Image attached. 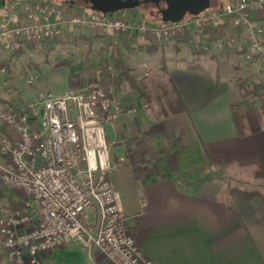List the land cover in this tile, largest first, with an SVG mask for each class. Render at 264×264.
Returning <instances> with one entry per match:
<instances>
[{
	"label": "built area",
	"instance_id": "obj_1",
	"mask_svg": "<svg viewBox=\"0 0 264 264\" xmlns=\"http://www.w3.org/2000/svg\"><path fill=\"white\" fill-rule=\"evenodd\" d=\"M71 5L19 0L0 5V49L12 54L74 32L106 34V52L142 32L157 33L174 44L181 37L211 52L242 51L245 60H264V0H232L180 21H131L123 16ZM221 26L210 40L206 26ZM15 60V59H14ZM264 97L262 64L256 66ZM113 66L94 67L78 90H38L23 105L0 103V181L24 192L21 207L0 205V253L12 264H39L42 253L68 245L85 251L87 264H156L144 256L122 214L111 169L106 124L136 107L121 98L109 80ZM8 65L0 59V76ZM36 74L25 75L28 88ZM95 210L93 221L86 212Z\"/></svg>",
	"mask_w": 264,
	"mask_h": 264
},
{
	"label": "crops",
	"instance_id": "obj_2",
	"mask_svg": "<svg viewBox=\"0 0 264 264\" xmlns=\"http://www.w3.org/2000/svg\"><path fill=\"white\" fill-rule=\"evenodd\" d=\"M210 27L215 28L216 33H209L204 27V41L222 31L220 25ZM104 35L98 37L103 40L109 37ZM176 40L186 42L181 37ZM135 43L139 48H134ZM168 43L171 44L157 33L142 32L125 40L123 46L128 50L126 54L119 53L137 71L144 63L138 62L134 54L140 53L142 47L147 48L148 53L160 52L163 59L159 67L163 70V79L167 77L163 85L160 83L161 93L175 99L179 96L185 106L183 112L172 114L163 102L158 111L150 107L152 99L145 100L126 84L117 91L121 98L136 107L135 112L124 113L113 124L105 126L111 163L107 176L119 194L120 190H125L134 199L129 206L121 203L122 214L140 252L156 264H264L263 201L258 197L245 199L237 192L222 196L206 187L187 189L179 186L178 176L187 164L203 163L213 168L225 165V168L249 171L264 168V131L245 136L238 134L229 106L231 100L237 98V89L231 87L228 74L221 73V57L214 58L211 51H203L202 56L193 53L195 55L190 56L194 57L180 56L181 59L166 63V51L177 56L175 49L174 52L165 50ZM173 47L177 48L176 42ZM219 51L216 55H224L225 61L226 58L235 61L232 65L235 71L247 70V74L252 73L261 83L255 72L259 64L264 68V60L244 58L247 65H243L237 50L221 48ZM102 57L95 59L94 64H99ZM208 58L214 64L208 62ZM163 63L167 66L164 69ZM196 63L198 65L194 66ZM235 78L234 87L237 86ZM144 82L149 89V83ZM257 98L250 101L249 97L245 98L243 106L247 109L258 106L260 98ZM175 116L181 119L175 121ZM113 171H117L120 190L110 176ZM227 199L232 202L231 207ZM76 248L74 245L61 247L66 251L80 250ZM58 249L42 253L39 264L54 263L53 254ZM5 256L2 251L0 264H12ZM84 256L82 262L87 264L86 254ZM96 259L99 264H110L98 252Z\"/></svg>",
	"mask_w": 264,
	"mask_h": 264
},
{
	"label": "rangeland",
	"instance_id": "obj_3",
	"mask_svg": "<svg viewBox=\"0 0 264 264\" xmlns=\"http://www.w3.org/2000/svg\"><path fill=\"white\" fill-rule=\"evenodd\" d=\"M19 0H4V3H12ZM28 1H38L42 3H54V4H66L71 5L69 0H28ZM232 0H212V5L210 7H218L221 4L226 2H230ZM3 3V4H4ZM209 7V8H210ZM73 8L77 10H83L86 13H93L90 9V6L84 0H76ZM136 15H143L142 18L144 20L151 21L152 19L159 18L155 14V10L152 7H143V6H136L132 10L124 9L114 12L115 16H123L125 18H129L130 16ZM74 35H86L83 32H74ZM71 34V36H72ZM107 36V35H104ZM106 39L108 37H104V40L98 36H93L92 43L85 37H77L75 40L69 39L64 37L62 39L54 42L55 48L50 53H45L46 49L42 48V45H34L29 46L28 49L23 50L21 52H17L14 56L15 60L11 58L8 64L12 66L14 65L16 68V73L9 71L8 73L0 76V95L6 98L9 102L17 105H23L25 101L36 91L38 90H47L54 93H60L65 90H78L87 82V80L91 77V72L94 70V67L102 64L107 63L111 64L110 62H100L97 65L94 64V60L99 58V56H108L111 57L112 55H108L104 46H106ZM138 41H136L137 43ZM177 48L173 47V44L168 43L165 44V50H172L175 49L177 51V56L173 55L170 51H166L165 53V61L166 63H172L175 60L181 59V57L189 58L194 57L190 55H195L193 52L190 51L191 44H186L183 40H176ZM174 42V43H175ZM135 43V44H136ZM133 44V45H135ZM139 44H136L134 48H139ZM190 45V46H189ZM138 46V47H137ZM127 47L123 46V43L120 45V52L121 54H126ZM147 48L142 47L139 52L134 54V58L138 59V62L141 61L144 64L141 65L137 71L136 75L139 80L146 81L149 83V90L151 91L152 100L150 107H154L160 111L162 108L163 102H166V94L161 93L160 83H163L167 80V77L163 79V70L160 69L159 62L162 61L161 53H152L146 51ZM235 51V50H234ZM238 51V50H237ZM220 51L217 50L215 53H219ZM235 53V52H234ZM239 59L241 62L243 61V65H247L244 63V55L242 51H239ZM203 54V47L200 48L197 55ZM115 55V54H114ZM116 56V55H115ZM220 60L219 69L221 73L228 74V81L231 82V87L233 89H237V86L234 87L232 84V80L234 77L246 76L247 70L243 71H235L232 68V65H235V61H231L230 58H226L224 55H218ZM133 58V59H134ZM200 58V57H199ZM0 59L4 62H7V57L5 52L0 49ZM134 59V60H135ZM92 61V63H91ZM208 62H213V60L208 58ZM94 64V66H92ZM19 70V71H18ZM115 69L113 67V75ZM29 72H33L36 74V79L33 82V85L28 88L25 84V75ZM257 73V72H255ZM113 75H110L109 80L111 82V78ZM262 81L264 82V72H262ZM9 83H15L17 88H9L8 90H4L3 85L6 86ZM166 85V83H165ZM127 86V85H125ZM260 88V86H259ZM236 91V95H238ZM260 92V91H259ZM261 97L260 102L257 104V107L264 109V97L263 93L260 92ZM257 98V99H259ZM252 97H249V101L252 100ZM255 102V101H254ZM252 101V103L254 104ZM148 105V106H149ZM173 119L180 120V116H175ZM117 171H113L110 175L112 180L115 182V186L117 184V188H120V184L118 182V178L115 175ZM255 171H249L247 168L241 169H233V168H225L223 166H215L214 168L211 167L209 164L206 166L202 163L199 165H186L184 169H182V174L179 176V186H183L187 189L191 190H199L203 188L212 189L217 191L218 194L225 196L227 193L237 192L240 193V189H247V190H255L259 193L264 195V177H257L254 174ZM179 174V173H178ZM1 182V181H0ZM2 184L6 185L4 182ZM8 190L13 193L14 203L9 202L5 197L0 196V205L3 207H7V205H14L17 207H21L20 202L23 199L24 192L22 189L19 188H11L10 186L6 185ZM120 201L121 203H125V205H131L134 201L133 198H130L129 194L125 190H120ZM87 215V221H93L95 210H89L85 213ZM80 250L76 251H66L65 249H58L56 253L53 255L54 263L52 264H83L82 259L84 256L85 251L77 246ZM76 248V249H78ZM55 250V249H54ZM61 261V262H60Z\"/></svg>",
	"mask_w": 264,
	"mask_h": 264
},
{
	"label": "trees",
	"instance_id": "obj_4",
	"mask_svg": "<svg viewBox=\"0 0 264 264\" xmlns=\"http://www.w3.org/2000/svg\"><path fill=\"white\" fill-rule=\"evenodd\" d=\"M4 3V0H0V5ZM132 10V8L128 9ZM143 15H136L134 14L133 16H130L127 19H130L131 21H141ZM204 30H207L209 33L210 32H215V28L206 26ZM216 33V32H215ZM98 36L100 34H86V35H67V38L75 40L77 37H82V38H87L89 42L92 41L93 36ZM103 35V34H101ZM42 48L46 49L45 53H50L52 50L55 48V43L52 41H44L42 42ZM191 45L190 49L191 52L197 53L200 50V45L195 46ZM31 47V46H30ZM203 51H210L206 48L203 49ZM21 52V51H20ZM211 53V52H210ZM18 54V53H16ZM16 54H12V57ZM211 56L216 58L218 55L216 53L212 52ZM13 59V58H12ZM110 62L113 64V67L115 69V73L111 78V85H113L114 90L117 92L120 90V87L123 84L128 85L132 90H136L141 97H144L145 100L150 101L152 99L151 92H148V87L147 84H145L144 81L139 80L137 75H136V68L129 65L126 62V59L120 54L114 55L111 57L104 56L102 59H100V62ZM10 60H7V65H8V72H17L15 66L13 65L11 68V65L8 64ZM194 66H197L198 64H193ZM166 64H162V68L164 69ZM19 71V70H18ZM254 75L252 73H249L246 76H240L235 78V83L238 88V95L237 98L234 100H231V114H232V119L235 123V126L237 128V132L240 136H245L250 133L258 132V131H264V109L257 107V106H252V108H245L244 105V99L247 97H252L254 100L260 95V84L257 80L254 79ZM4 90H8L9 88H17L15 83H9L7 86L4 84L3 85ZM166 96V105L167 109H169V112L172 114L183 112L185 110L184 103L182 99L179 98V96L176 97H171L169 94L165 95ZM9 102L6 98L2 97L0 95V103H6ZM165 115H168L166 112L164 113ZM0 157H2V154H0ZM255 176L257 177H264V168H256L254 169ZM240 194L245 198V199H253V198H260L263 203H264V195L262 193H259L255 190H247V189H240ZM0 196L5 197L9 202L14 203L13 199V193L8 190V187L6 185L2 184L0 182ZM229 207L232 206V202L227 199Z\"/></svg>",
	"mask_w": 264,
	"mask_h": 264
},
{
	"label": "water",
	"instance_id": "obj_5",
	"mask_svg": "<svg viewBox=\"0 0 264 264\" xmlns=\"http://www.w3.org/2000/svg\"><path fill=\"white\" fill-rule=\"evenodd\" d=\"M90 9L96 12L113 14L119 10L130 9L138 6L140 0H86ZM145 3L153 2L157 5L164 1V7L158 10V15L163 21H180L187 14L199 15L209 8L212 0H143Z\"/></svg>",
	"mask_w": 264,
	"mask_h": 264
},
{
	"label": "flooded vegetation",
	"instance_id": "obj_6",
	"mask_svg": "<svg viewBox=\"0 0 264 264\" xmlns=\"http://www.w3.org/2000/svg\"><path fill=\"white\" fill-rule=\"evenodd\" d=\"M69 1H71V2H70L71 6H74L76 0H69ZM84 1L87 2L86 0H84ZM164 5H165L164 1H160V3L157 5L156 3H153V2H147V3H145L143 0H140V4H139L138 6L152 7V9L155 10V14H156L157 16L160 17V15H158V14H159V13H158V10H159L161 7H164ZM135 7H136V6H135ZM135 7H134V8H135ZM132 9H133V8H132Z\"/></svg>",
	"mask_w": 264,
	"mask_h": 264
}]
</instances>
